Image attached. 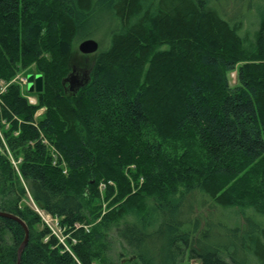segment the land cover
Returning <instances> with one entry per match:
<instances>
[{
  "label": "trees",
  "instance_id": "obj_1",
  "mask_svg": "<svg viewBox=\"0 0 264 264\" xmlns=\"http://www.w3.org/2000/svg\"><path fill=\"white\" fill-rule=\"evenodd\" d=\"M106 23L89 82L65 92L74 44ZM30 68L36 104L17 83L0 93L19 264H264V0H0V80ZM24 237L0 216V264Z\"/></svg>",
  "mask_w": 264,
  "mask_h": 264
},
{
  "label": "rangeland",
  "instance_id": "obj_2",
  "mask_svg": "<svg viewBox=\"0 0 264 264\" xmlns=\"http://www.w3.org/2000/svg\"><path fill=\"white\" fill-rule=\"evenodd\" d=\"M101 29L99 30H96V31H93L91 33V35L89 37H86V38H83V39H80L79 41H77L75 44H74V47H73V58H72V65L74 66H77V67H81L83 68V64L82 63H85V59H86V55H83L81 54L79 51H78V44L80 42H82L83 40L85 39H93L95 40L97 43H98V51L100 49H102L106 44H107V39H108V33H109V29L111 28L110 24L109 23H106L105 26L103 27H100ZM97 51V52H98ZM92 53V54H88L87 55V59L88 61L93 59L94 58V55L97 53ZM86 71V70H85ZM36 70L34 68H30L29 71H20L18 72L9 82H4L3 80H0V93H3L5 92L6 90V87L8 84L10 83H17L19 86H20V91L22 93V95H24L25 97H28V101L30 104H36V92L33 91V86H30V85H27L25 86V82L24 79L27 77V76H30V77H34L36 75ZM230 77V81H231V84H233L235 82V72L231 73L229 75ZM1 99V98H0ZM44 108H39L35 114H34V118L37 120L38 118H40L44 112ZM5 120H2L1 121V124L4 125V127L7 129L8 128V123L4 122ZM3 128H1V125H0V140L5 144L6 141H5V138L3 136ZM17 134V133H15ZM43 143L46 144V147L48 149V153L51 155V158H52V164L53 165H60L63 167V172L66 171V165L64 163V159L60 158L59 155L57 154V151H55V147L49 142L47 141V139H44L43 140ZM5 148H6V153L8 152V148L6 145H4ZM8 149V150H7ZM9 157L11 159V162L14 164V165H18V163L21 161V158H22V154H19L17 157V161H14L13 160V157L11 154H9ZM24 184V183H23ZM104 182H101L100 186H99V189H98V194L99 196L103 199L104 198ZM109 185H112L111 182H108ZM25 186V189L27 190V185L24 184ZM26 201V205H28L31 209H33L38 215L41 211V209L39 207H37L31 200H25ZM107 206V203L103 202L102 203V209H105ZM44 211V210H42ZM201 212V211H199ZM203 212V210H202ZM206 213V211H204ZM203 212V215H205V213ZM42 215H45L44 213H42ZM198 215V214H197ZM40 219H41V222L43 223V225L46 226V223L48 225L51 226V228L54 230V233H52L59 241V243H64V245H66V239H67V235L69 232H65L66 229L64 226L60 227L59 226V220L55 219L54 221H45L46 219V216H44V220L42 219V217L39 215ZM78 226V225H76ZM47 227V226H46ZM63 245V244H62ZM115 251L116 253H120V252H123L125 251V247L121 246L120 244H116V247H115ZM126 254V257L128 258V256H130V254H127V252H125ZM129 264H132V263H129ZM185 264H198L197 262L195 261H191L190 263H185Z\"/></svg>",
  "mask_w": 264,
  "mask_h": 264
},
{
  "label": "water",
  "instance_id": "obj_3",
  "mask_svg": "<svg viewBox=\"0 0 264 264\" xmlns=\"http://www.w3.org/2000/svg\"><path fill=\"white\" fill-rule=\"evenodd\" d=\"M98 43L93 39H85L78 44V51L83 55H88L97 52ZM89 72L81 71L80 74H75L72 69L71 72L63 79L62 84L65 85V92L76 93L80 88L87 85L89 82ZM27 85L33 86V91L39 92L42 89V76L36 74L34 77L27 76ZM67 85V86H66ZM1 217L13 219L21 224L24 229L25 237L17 250V264H19L21 253L28 241V228L26 224L17 216L0 212Z\"/></svg>",
  "mask_w": 264,
  "mask_h": 264
},
{
  "label": "built area",
  "instance_id": "obj_4",
  "mask_svg": "<svg viewBox=\"0 0 264 264\" xmlns=\"http://www.w3.org/2000/svg\"><path fill=\"white\" fill-rule=\"evenodd\" d=\"M23 82H25V79H24V81ZM39 213V215L42 217V219L44 220V216H46V219H45V221L47 222V221H54L55 219H57L56 217H53L52 215H50V214H48V213H46V212H44V211H40V212H38ZM42 213H44L45 215H42ZM58 220V219H57ZM46 226L50 229V231L52 232V233H54V230L51 228V226L50 225H48L47 223H46ZM63 244V246L65 247V249L66 250H69L68 249V247L66 246V245H64V243H62Z\"/></svg>",
  "mask_w": 264,
  "mask_h": 264
},
{
  "label": "flooded vegetation",
  "instance_id": "obj_5",
  "mask_svg": "<svg viewBox=\"0 0 264 264\" xmlns=\"http://www.w3.org/2000/svg\"><path fill=\"white\" fill-rule=\"evenodd\" d=\"M72 69L74 70V73H75V74H80L81 71L84 72V71L86 70V68L81 69L80 67H77V66H74V65L72 66ZM72 69H71V70H72ZM66 86H67V85H66Z\"/></svg>",
  "mask_w": 264,
  "mask_h": 264
},
{
  "label": "bare ground",
  "instance_id": "obj_6",
  "mask_svg": "<svg viewBox=\"0 0 264 264\" xmlns=\"http://www.w3.org/2000/svg\"><path fill=\"white\" fill-rule=\"evenodd\" d=\"M53 235V234H52Z\"/></svg>",
  "mask_w": 264,
  "mask_h": 264
}]
</instances>
